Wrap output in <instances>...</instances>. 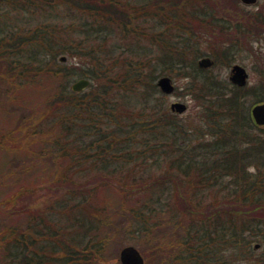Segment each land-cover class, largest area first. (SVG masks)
<instances>
[{
    "label": "trees",
    "instance_id": "trees-1",
    "mask_svg": "<svg viewBox=\"0 0 264 264\" xmlns=\"http://www.w3.org/2000/svg\"><path fill=\"white\" fill-rule=\"evenodd\" d=\"M227 1H222L223 8ZM216 3L0 0V64L5 63L0 75L11 79L15 95H21L20 88L29 89L26 87L33 82L37 93L29 94V99L37 97L41 105L39 110L32 109L31 116L37 121L22 136L36 142L33 145L43 152L45 162L52 163L48 172L53 173L56 167L55 179L72 187L65 194L79 196L80 201L71 207L72 197L64 199L58 186L53 189L55 195L49 206L18 202L22 195L30 196L26 190L14 193L12 199L9 196L7 203L13 202V216L22 221L0 226V264H104L109 242L102 236L104 227L122 229L126 217L136 238L141 234L157 236L163 244L162 252L169 254L173 249L168 256L175 264H236L225 254L230 249L235 255L243 254L240 264H264V136L250 134L255 126L245 102L248 95L254 102L264 101V70L259 83L251 88L232 85L198 65L203 52L190 33L173 36L157 28L163 23L169 30L173 24L188 29L203 21L212 23L209 11ZM237 3L239 0H234ZM26 4L40 11L64 5L80 18L79 28L74 21L73 28H64L67 32L63 33L45 21L30 30L31 37L25 36L10 20L9 9ZM73 9H82L95 18L82 19ZM252 18V28L259 31L264 26V10L259 9ZM136 20L153 23L141 25ZM109 22L113 29L128 34L150 35L153 44L162 48V56L149 62L151 56L147 54L143 66L134 68L132 60L126 64L119 55L112 68L103 60L107 53L104 43L81 53L77 36L69 38L80 33L95 42L90 38H104ZM216 27L219 35L226 29L221 24ZM231 48L220 54L228 57ZM62 54L87 56L97 68L86 72L79 62H63ZM129 54L142 58L133 49ZM122 63L125 65L120 66ZM117 65L122 72L115 70ZM167 70L187 78L184 89L199 102L200 118L207 131L203 126H188L165 106L157 76ZM77 77L97 80L96 90L73 91L71 83ZM43 80L54 85L46 98L40 92ZM110 84L118 85V97L125 98L126 105L106 100ZM141 99L144 107L140 106ZM197 138L200 140L195 143ZM164 162L165 172L160 175L153 167L155 164L159 170ZM144 166L145 174H139L136 169ZM113 180L120 183L117 190L123 193L122 205L129 200L134 203L121 220L111 224L110 208L104 201H95V196L100 187ZM165 214L181 230L179 234H166L162 222ZM166 236L171 238L169 243L164 241ZM256 240L261 242L260 252L251 246ZM175 245L179 246L176 251ZM256 253L259 257H253Z\"/></svg>",
    "mask_w": 264,
    "mask_h": 264
},
{
    "label": "rangeland",
    "instance_id": "rangeland-1",
    "mask_svg": "<svg viewBox=\"0 0 264 264\" xmlns=\"http://www.w3.org/2000/svg\"><path fill=\"white\" fill-rule=\"evenodd\" d=\"M214 1L217 3L209 11V17L212 23L206 25L207 22L203 21V24L192 25L191 28L188 29L184 27H174L173 24L171 26V30L167 29V26L163 23V25L158 26L157 28L160 31L167 30L168 34L172 32L173 36H180L181 33H190L192 36L191 39L197 43L203 52L199 59L205 56L217 58V62L215 60V64L212 68L207 70L212 71V73L219 78H225L228 80L231 66L233 64L242 65L249 73L247 87L251 88L259 83L260 73L264 70L261 69L264 68V26H260L259 31L252 28V26L255 25L252 21V16L255 12L259 11V9L264 10V0H257L256 4L253 5H246L242 3L241 0H239V3L234 4V0L233 2L232 0H228L227 3H225L224 8V4L222 2L224 0ZM9 10L10 20H13V24L16 26L19 25V29H21L23 34L28 37H31L33 33V31L30 30L35 29L38 26V23H43L45 21L48 26L62 31L63 33L67 32L63 30L64 28H73L74 21L76 22V27L79 28L78 20L80 18L73 16L72 11L66 10L64 5L56 6L49 11H40L39 9L34 8V6H27V4L24 6L13 5ZM73 10L74 13L81 16L82 19L90 21V19L93 20L95 18V16L84 13L82 9ZM135 22L140 23L139 20H136ZM152 23L153 20H145V23L141 22L140 24L151 26ZM216 24H221L226 27L221 35H219ZM109 27L110 29L107 31V35L104 38L95 36L94 38H90V40L95 42L87 41V36L80 33L69 36V38L74 39L77 36L76 40L79 42L77 49L78 51L80 50L81 53L85 50V48H89L91 46L96 48L98 43H104V48L107 53L106 56L103 57V60L108 62L112 68H114L115 65L114 60H117L119 55L126 62V64L129 63V60H132L131 66L134 68L143 66V63L145 62L144 58L147 54L151 56L149 58V62L155 61L154 58L157 55H159V57L162 56V48L153 44L150 35H142L140 37L132 33L128 34L127 31L113 29L111 22H109ZM177 41L180 42V40ZM229 46H232V48L230 49V53H228V57L220 54V52ZM131 49L140 52L142 58H138L134 55L130 56L129 51ZM218 51L219 53L217 54ZM62 56L66 57L65 61L69 64H77L79 62L81 68L87 69L86 72L91 68V70L97 68L95 61L93 59L91 61V59L87 56L81 54L77 56H67L62 54L61 57ZM229 61L231 65L228 63ZM4 64V62H1L0 72H4ZM124 65L125 64L122 63L120 66ZM120 66L117 65L115 67L117 72H122ZM164 75L170 76L176 86L174 93L164 94L163 99L168 110L171 111L170 105L172 102L181 101L186 103L187 110L185 112H175L177 119L180 121L183 120V122H186L188 126L193 125L195 129L197 126H203L206 128L205 131H207L208 127L200 118L199 112L202 108L198 106L199 102L193 97V95H190L184 89L187 84V78L178 74L176 71L167 70L159 72L157 80ZM78 78L81 77H77L75 79ZM27 82L30 83L31 80L29 81L27 78ZM91 83L92 84L88 87L90 88V91L96 90L98 81L95 80V82L92 81ZM26 88L29 89H23V87L20 88L21 95H15V87L13 86L11 79L8 78L7 75L3 77L0 75V226L4 223L13 224L14 220L22 221L20 217L13 216V207L10 206L13 205V202L7 203V198H9V196L14 193H20V191L21 193H26L23 192L25 190L30 192V196L26 193V195L24 194L18 199V202H23L27 205L35 203L36 205L49 206L55 195V192L52 193L53 189L57 186L64 199L66 196L72 197L69 201L71 207H76L80 202L79 196H75L69 192L66 193L67 195L65 194V191L71 189L72 187H70L69 184L64 185L61 180L55 179L54 172L57 171L56 167H54L53 173L48 172V169L50 167L53 168V165L52 163L50 164L49 160L45 162L46 158L43 157L44 155L41 156L43 152L38 150V146L33 145L36 142L30 141L25 136H22V134L28 132H25L27 128L32 123H36L37 121L35 117L31 116L32 109L39 110V107L41 106L40 103L36 101L37 97L32 100L29 99V94H31V96L36 95L37 85L34 86L33 82H31L30 86H27ZM41 88L42 90H40V92H43L44 94L41 96L42 98H44V96L46 98L52 94L50 92L51 89L54 88V85L51 86L50 80H43L41 81ZM88 88H86L85 91H88ZM110 89V93L105 95L106 100L109 103L114 101L115 104L126 105V99L124 98L123 101V97H118V85L110 84ZM254 101L255 100L252 95H248L245 99L246 104L249 105V109ZM145 105V102L141 99L140 106L144 107ZM101 115L105 116V113L102 112ZM100 120L101 122H104V119ZM258 133L264 136V128H257V126H255L253 129H250V134L256 135ZM192 136L195 137V134L193 133ZM86 138L90 137L86 136ZM199 140V138L195 139V143ZM27 143H29L32 147L29 148ZM165 165V162L162 163V166L159 170H157V166L154 164L153 168L161 175L165 172ZM136 171L139 174H145V166L136 169ZM112 182L113 183H108V186L100 187L96 191L97 195L95 196V201L97 200L101 203L104 201L105 205L110 208L109 216L111 224L121 220L123 218V214L127 210V207L134 203L129 200L122 205L121 197L124 196L123 193L120 194L117 190L120 189V183L118 180H113ZM223 190L225 191V189ZM166 196L167 194L163 195V197ZM12 198L13 197L11 196V199ZM220 205L223 206V204ZM3 207L5 209L1 210ZM125 219L127 220L125 223H122V229L113 226H110V228L104 227L105 231L102 236L107 237L109 241L105 259L103 261L104 264H121L119 259L120 251L123 247L128 245H133L139 249L144 257L145 264H175L174 260L170 259L168 256L172 254L173 249L169 251V254L162 252L161 247L163 244L160 240H158L157 236L152 238L146 234H141L140 237L136 238L133 227L131 226L132 223L130 224L128 217ZM162 219L163 229L166 234H179L181 232L178 227L174 226V224L170 222L169 215H163ZM170 236H166L164 241L169 243V240L171 239ZM172 239L174 240V238ZM256 244H260V247L256 248ZM251 246L254 247V250L257 252L262 250L260 240L254 241ZM178 247V245H175V251ZM225 254L229 255V258L236 261V264H240V261L244 258L242 257V253L235 255L233 249L225 251ZM253 257H259V253H256Z\"/></svg>",
    "mask_w": 264,
    "mask_h": 264
},
{
    "label": "water",
    "instance_id": "water-1",
    "mask_svg": "<svg viewBox=\"0 0 264 264\" xmlns=\"http://www.w3.org/2000/svg\"><path fill=\"white\" fill-rule=\"evenodd\" d=\"M244 3L252 4L257 0H242ZM63 61L66 60L65 56L61 58ZM214 61L210 57H203L199 60L198 64L201 67H210L212 66ZM248 73L246 69L239 65L235 64L231 69L230 79L232 82L243 86L247 83ZM160 89L167 94L172 93L175 90V85L172 82L171 77L162 76L157 81ZM90 84V80L88 78H80L72 84V89L76 92L82 91ZM171 109L173 111L182 113L187 109V105L183 102L176 101L171 104ZM251 115L254 121L258 125H264V102L256 103L251 108ZM260 244H256V248H258ZM120 261L122 264H145L144 257L141 252L133 245H128L122 248L120 251Z\"/></svg>",
    "mask_w": 264,
    "mask_h": 264
},
{
    "label": "flooded vegetation",
    "instance_id": "flooded-vegetation-1",
    "mask_svg": "<svg viewBox=\"0 0 264 264\" xmlns=\"http://www.w3.org/2000/svg\"><path fill=\"white\" fill-rule=\"evenodd\" d=\"M230 65H231V64H230ZM233 65H234V64H233ZM233 65H232V66H233ZM232 66H231V68H232ZM230 75H231V69H230L229 78H228V79L231 81V79H230Z\"/></svg>",
    "mask_w": 264,
    "mask_h": 264
}]
</instances>
